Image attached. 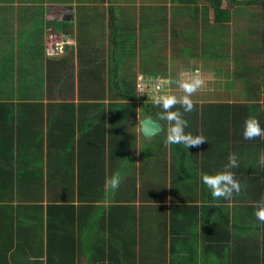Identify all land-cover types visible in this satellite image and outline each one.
Returning a JSON list of instances; mask_svg holds the SVG:
<instances>
[{
  "label": "crops",
  "instance_id": "crops-1",
  "mask_svg": "<svg viewBox=\"0 0 264 264\" xmlns=\"http://www.w3.org/2000/svg\"><path fill=\"white\" fill-rule=\"evenodd\" d=\"M206 7L202 0H0V264L264 263L255 198L243 195L244 203L231 199L226 208H212L216 201L201 180L218 165L217 141L165 144L166 172L159 180L160 158L141 151L161 130L144 136L140 121L147 116L138 112L137 122L127 121L111 136L105 106L102 137L96 108L88 106L138 109L140 101L108 92L136 90L139 76H161L166 93L180 97L177 80L197 70L204 84L191 98L198 108L254 103L236 78L241 72L249 82L256 59L233 48L232 24L226 48L217 25L204 48H183L179 33L188 15ZM205 18L211 26L210 9ZM64 22H71L72 45L56 63L45 54L46 38ZM71 87L86 90L88 98L57 97L56 89L62 96ZM96 90L105 91L98 100ZM183 116L186 131L201 134L202 116ZM233 131L219 137L231 139ZM129 140L128 155L120 144ZM116 173L119 188L106 189L105 179Z\"/></svg>",
  "mask_w": 264,
  "mask_h": 264
},
{
  "label": "trees",
  "instance_id": "trees-1",
  "mask_svg": "<svg viewBox=\"0 0 264 264\" xmlns=\"http://www.w3.org/2000/svg\"><path fill=\"white\" fill-rule=\"evenodd\" d=\"M89 1V0H85ZM100 2L102 0H92ZM195 1V0H194ZM206 4V8L201 10L200 15L197 14L198 10H195L193 13L189 14L190 21L186 24V29L182 30L180 38L183 41V48L189 50V52L196 51L199 47L203 48L208 45L210 42V36L212 30H215V25H217L218 30L222 28L223 30V41L222 47L230 43L228 39L230 24V31L232 33V46L233 48L239 50H249L254 54L256 59L255 65L250 66V81H243L241 72L238 73L236 79H239L247 93V96L254 103L249 104H222V105H209L204 108H196L192 112H184L183 108L179 105L176 106L183 114L185 113L186 117H191L193 115H201V134L208 140L209 144L213 142H218V147L216 146V158L217 166H210L207 168V172H215L223 169L224 165L227 163V157L230 153H236L238 157L239 167L231 169L236 178L240 181L242 185V191L239 195H233L234 202L244 203L247 200V197L243 195H250L251 198H255V202L260 200L261 197H264V168L258 164L259 155L261 152H264V139L256 138L255 140H245L242 136L243 122L245 118L249 115L256 116L261 124V127L264 128V0H202ZM225 1L226 7H222L223 2ZM208 9L212 12V24L209 27L206 17ZM244 18L246 19L243 22ZM67 23V22H66ZM62 24V23H61ZM65 24V23H64ZM64 24L62 26H64ZM200 26L201 37L198 38V29ZM174 28L175 26L172 25ZM57 33L62 34L63 36L68 37L70 32L66 29L57 28ZM56 30H54L56 32ZM61 32H59V31ZM49 32V30H48ZM48 34V33H47ZM70 38V37H68ZM71 39V38H70ZM255 40V41H253ZM206 44V45H204ZM71 46L66 48V52H69ZM65 54L57 57L49 58L56 63L65 60ZM68 54V53H67ZM64 56V57H63ZM64 58V59H63ZM63 59V60H62ZM52 62V61H51ZM246 73V72H245ZM156 76V75H153ZM67 78H70V73H66L64 77L67 81ZM55 90V89H54ZM58 91L57 97H62L64 99L69 98L73 100L77 98L80 102L87 99V91L78 89L74 90L71 88H63V95L60 96L59 92L61 89H56ZM105 91H94V99L98 100V94ZM50 93V92H49ZM109 97L116 98L121 101L135 102L137 101L136 90L135 89H118L108 92ZM254 95V96H253ZM50 97H56L53 94H48ZM91 98V96H90ZM86 109L87 104H83ZM81 103L78 107L83 106ZM93 106L96 108V118L95 123L97 124V133L98 128L101 126V135L104 136L105 133V122L104 117L101 116L103 109L108 107L110 109L112 117L108 120V129L109 133H121L123 128L126 126L127 121L134 120L137 122L138 112L142 113L144 116H152L155 120L159 121L162 129L161 131L150 139L149 144L145 145L142 148L141 154L147 157H158L160 161L158 163L159 180L161 179L162 172H166V148L165 138H166V129L167 122L160 119V113L162 109L155 104H150L141 101L140 107L137 109L136 104H126V103H116V104H88V106ZM68 106H74V104H69ZM66 107V105H64ZM94 122V121H93ZM210 125V128H209ZM209 128V130H208ZM232 128L234 131L231 139L226 137H219L220 133H225L226 130ZM207 130V132L205 130ZM195 132L197 131L194 128ZM212 130H215V136L210 137ZM209 134V135H208ZM142 136V134H141ZM220 138V139H219ZM129 143V144H128ZM132 142L124 141L121 142L120 147L124 149L126 154H130L129 147H131ZM135 142H133V146ZM175 148L176 145H172ZM179 146V145H178ZM126 147V148H124ZM154 148V149H153ZM157 148V149H156ZM153 150V151H152ZM155 150L159 153H155ZM173 151V150H172ZM222 160V163L221 161ZM146 165V164H145ZM148 167L151 166V163L147 164ZM241 195V196H240ZM250 198V199H251ZM216 204L212 208L223 209L227 207L229 200L220 199L215 200ZM251 205V204H250ZM252 207V206H251ZM260 228H263L264 224H260ZM262 253L264 252V234L262 236ZM264 262V261H263ZM264 264V263H263Z\"/></svg>",
  "mask_w": 264,
  "mask_h": 264
},
{
  "label": "clouds",
  "instance_id": "clouds-1",
  "mask_svg": "<svg viewBox=\"0 0 264 264\" xmlns=\"http://www.w3.org/2000/svg\"><path fill=\"white\" fill-rule=\"evenodd\" d=\"M178 87L183 91L184 95L177 97L174 94L162 93L154 96L153 103L162 109L160 119L167 122L166 145H183L186 148L198 147L208 141L202 134L186 131L188 121L184 118L183 113L176 108L179 105L184 112H192L196 105L192 95L203 86L204 81L197 70L190 77L180 78L177 80ZM143 90H141V93ZM242 136L245 140H255L256 138L264 139V128L261 127L259 119L254 115L245 118L242 128ZM258 164L264 168V152H261ZM239 167L238 157L236 153H230L227 157V163L220 171L211 173H203L201 180L208 188L214 200H231L233 195H239L242 191V185L236 178L235 173L231 170ZM119 173L113 174L110 178L105 179V188L116 190L121 183ZM254 216L264 224V197L256 201L252 205Z\"/></svg>",
  "mask_w": 264,
  "mask_h": 264
},
{
  "label": "built area",
  "instance_id": "built-area-1",
  "mask_svg": "<svg viewBox=\"0 0 264 264\" xmlns=\"http://www.w3.org/2000/svg\"><path fill=\"white\" fill-rule=\"evenodd\" d=\"M72 45V40L49 29L45 44V54L48 58L65 54L66 48ZM166 80L161 76H139L136 81V96L138 101L154 104L153 97L165 93ZM141 90L143 92L141 93Z\"/></svg>",
  "mask_w": 264,
  "mask_h": 264
},
{
  "label": "water",
  "instance_id": "water-1",
  "mask_svg": "<svg viewBox=\"0 0 264 264\" xmlns=\"http://www.w3.org/2000/svg\"><path fill=\"white\" fill-rule=\"evenodd\" d=\"M65 12V11H64ZM69 12H65V20H71V15ZM141 131L144 136L150 137L161 130V126L158 121L154 120L151 116H147L140 121Z\"/></svg>",
  "mask_w": 264,
  "mask_h": 264
},
{
  "label": "rangeland",
  "instance_id": "rangeland-1",
  "mask_svg": "<svg viewBox=\"0 0 264 264\" xmlns=\"http://www.w3.org/2000/svg\"><path fill=\"white\" fill-rule=\"evenodd\" d=\"M222 6H224V7H226V3H225V1L223 2V4H222ZM245 21V24H246V19L244 18V20H243V22ZM65 23V24H64ZM64 23H62V25L64 24V26H62L61 25V29H66L67 31H69V32H72L73 30V28L71 27V22H64ZM80 35V34H79ZM253 41H255V40H253ZM222 69V68H221ZM149 77H151V76H149ZM229 85H230V87H233V83L232 82H230V83H228Z\"/></svg>",
  "mask_w": 264,
  "mask_h": 264
}]
</instances>
